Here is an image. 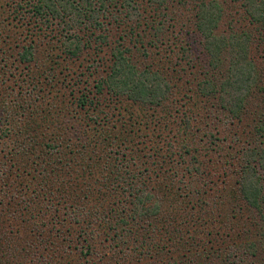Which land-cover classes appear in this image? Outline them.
I'll return each mask as SVG.
<instances>
[{"label": "rangeland", "instance_id": "1", "mask_svg": "<svg viewBox=\"0 0 264 264\" xmlns=\"http://www.w3.org/2000/svg\"><path fill=\"white\" fill-rule=\"evenodd\" d=\"M225 6L219 34L242 31L252 34L249 59L256 66L258 85L264 86V37L260 35V28L250 25L251 21L241 15L239 5L226 3ZM110 8L116 15L117 10ZM28 9L22 0H0V164L16 163L20 168L27 167L33 188L42 185H47L46 191L50 185L59 188L64 200L56 204V200H61L56 194V200L50 203L53 210L56 205L62 208L56 210L59 214H70L73 208L76 209H73L74 214L90 212L86 208L90 198H86L85 192L88 186L83 178L89 173L85 167L94 166L102 158L103 162L109 158L124 171L130 166L142 172L139 178L149 189L159 190L160 186L167 185L169 188L157 192L166 202L165 210H168L169 201L192 210L193 187L210 201L215 193L226 187V191L232 189L234 197H238L234 186L237 177L230 173L223 177V170L216 168L217 160L242 153L253 142L254 135L258 134L254 122L257 113L264 110V99L256 87L248 100L243 122H239L221 107L219 97L200 93L199 82L206 72V58L199 45L200 39L191 27H186L192 25L190 12L172 5L161 10L157 21L163 24L160 34L165 38L163 44L151 41L150 46L149 36H153L154 31L149 33L145 26L139 28L142 34L149 33L143 37L144 50L134 36L125 42L119 41L124 27L106 29L110 30L106 41L104 36L100 39L101 32L96 35L85 30L76 32L78 38L72 42L69 40L72 37H67L66 25L38 21ZM149 11L154 14L151 9ZM80 40L78 56L67 55ZM186 43L190 50H186ZM117 46L130 50L132 53L127 56L139 68L158 71L169 82L171 92L161 106L143 105L126 96H114L106 87L99 93L98 87L108 75ZM183 46L185 50H180ZM26 49L31 50L33 56L23 61ZM144 52H148L147 58ZM196 120L199 125L195 124ZM108 133H111L110 139L102 141L100 137ZM211 135L217 140L209 139ZM3 140L7 142L4 145ZM193 142L202 152L204 175L201 178L193 173ZM33 161L38 162L37 165H33ZM97 168L91 169L95 176ZM83 190L85 193L81 192ZM9 197V212L0 222L1 253H6L5 238L11 237L16 241L12 243L15 256L26 246L30 258L34 254L44 256L43 264H67L68 259H62L61 247L72 253L71 250L84 245L83 237L78 238V226L70 230L66 224L59 223L60 217L54 218L49 225L42 224L39 217L32 220L31 214L26 212L27 204L21 198ZM26 198L32 199L28 193ZM16 204H19V211L13 217L10 214L18 208ZM78 219L82 222L84 216ZM93 223L99 225L96 218ZM142 229L136 238L140 239ZM105 238L104 235L91 240L96 250L95 264H174L188 255L186 251L148 254L137 242L129 243L125 261L115 259L108 263V258L114 257L113 247L110 248V242L101 243ZM157 241L162 246L169 245L168 240L161 239L152 243ZM11 262L17 264L12 259L4 263ZM81 263L82 259L77 262Z\"/></svg>", "mask_w": 264, "mask_h": 264}, {"label": "trees", "instance_id": "2", "mask_svg": "<svg viewBox=\"0 0 264 264\" xmlns=\"http://www.w3.org/2000/svg\"><path fill=\"white\" fill-rule=\"evenodd\" d=\"M22 2L26 3L30 8L28 12L38 21L51 24L54 21L66 25L67 37H72L69 38L72 42L75 37L78 38L75 36L76 32L85 30L92 35L101 32L100 39L104 36L106 41L109 35L107 32L110 33V30L106 29L124 27V35L119 37V41L125 42L127 38L134 36L143 47L146 43L143 37L152 31L154 34L149 36L150 46L152 42L165 43V38L160 36L163 24L157 21L161 10L167 9L169 5L184 9L185 12H190L192 17V25L190 23L186 27L189 29L191 27L192 32L200 39L199 45L206 58V72L203 80L199 82L200 93L207 97H219L221 107L239 122H243L248 100L256 87L264 99V86L258 85L256 66L249 59L250 47L254 40L252 34L247 31L239 34H219L220 23L226 12L225 4L229 3L239 5L243 12L241 15L251 21V26L259 27L260 35L264 37V0H22ZM110 7L117 10L116 15L110 11ZM150 9L154 14H150ZM103 20L109 22L105 23ZM142 26H145L149 33L142 34L143 32L139 30ZM81 41L72 46L67 55L78 56ZM187 45L186 43V50H190L187 49ZM120 48L124 46H117L113 50L112 64L107 77L98 87L99 93H103V88L106 87L114 96H126L129 100L143 105L161 106L162 101L169 96V91L171 92L169 82L158 71L146 67L139 68L130 56H127L132 52ZM182 49L185 50L184 46L180 48ZM28 56H33V53L26 49L22 54L23 61L27 60ZM144 56L147 58L148 52H144ZM254 123L258 134L254 135L255 139L252 138L253 142H250L242 153L229 155L230 157L225 155L220 158L221 160H217L216 168L223 170V177L230 174L237 177L234 186L238 197H234L232 189L226 191V187L215 193L210 201L206 200V197L203 198L202 193L193 187L192 210L175 201H169L168 210H165L166 202L157 195V192L167 189V185L160 186L159 190L149 189L139 178L142 172H136L130 166L124 171L119 165L110 162L109 158L105 162L102 158L94 166L85 167L90 173L83 178L88 188L81 192H87L86 198H90V203L86 207L90 212H87V215L74 214L76 209L73 208L75 211L72 209L70 214L67 212L59 214L56 210L61 207L56 205L53 210V205L50 204L56 200V194L61 198L56 200V204H61L60 202L64 200L65 196L58 191L59 188L52 185L48 191L47 185L33 188L29 182L32 179L31 172L27 173V167L20 168L16 163L10 166L0 164V222L9 212L7 197L10 196L9 198L17 200L21 198V201L27 204L26 212L31 214L32 220L39 217L42 224L49 225L54 218L60 217L62 220L59 223L66 224L70 230L78 226L80 234L78 238L83 237L84 245L82 244L80 249L76 247L75 250H71L72 253L61 247L62 259H68L67 264L72 262L77 264L80 259L81 264H95L93 255L96 250L91 240L102 238L104 235L106 238L102 239L101 243L110 242V248L113 247L111 250L114 257L108 258V263L115 259L125 261L124 254L129 243L140 242L148 254L186 251L187 257L174 264H264V110L257 113ZM195 124L199 125L197 120ZM110 136L111 133H108L100 138L102 141H108ZM210 138L215 136L211 135ZM5 143L7 142L3 140V145ZM192 148L194 149L192 165L195 167L193 173L201 178L204 175L202 152L199 151L198 145L195 146V142ZM37 163L32 162L33 165ZM95 167H98L96 176L91 173V169ZM130 168L131 170H128ZM27 193L31 195L30 201L26 198ZM12 204L13 202L10 206ZM15 206L18 207L19 204ZM18 211L19 207L10 215L14 217ZM23 211L25 212L24 209ZM80 216H84L82 222L78 219ZM94 218L99 221V225L93 223ZM140 229L143 234L139 239L136 237L139 236ZM69 233L71 234L70 231ZM5 239L7 248L6 253L0 251V264H6L4 262L11 259L17 261V264L44 263V256L41 254V256L34 254L30 258L28 256L30 250L26 246L21 248V251L18 250L20 255L15 256L16 249L12 248V243L16 244V241L11 237ZM155 239H161L163 242L168 240L171 247L165 243L162 246L158 241L152 243ZM56 251L59 252L60 248L57 247Z\"/></svg>", "mask_w": 264, "mask_h": 264}]
</instances>
